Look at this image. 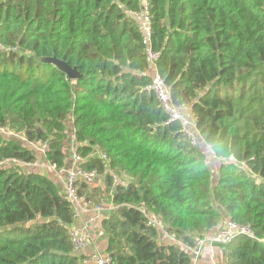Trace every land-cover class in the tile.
<instances>
[{
  "label": "trees",
  "instance_id": "16d2710c",
  "mask_svg": "<svg viewBox=\"0 0 264 264\" xmlns=\"http://www.w3.org/2000/svg\"><path fill=\"white\" fill-rule=\"evenodd\" d=\"M144 4L156 74L196 135L151 88L128 13ZM70 121L80 167L117 205L102 224L111 264H193L187 248L225 219L253 234L220 245L226 264H264V0H0V129L25 138L0 131V264H87L60 185L27 165L25 141H40L65 166ZM145 213L179 243H159Z\"/></svg>",
  "mask_w": 264,
  "mask_h": 264
},
{
  "label": "built area",
  "instance_id": "2783aa9c",
  "mask_svg": "<svg viewBox=\"0 0 264 264\" xmlns=\"http://www.w3.org/2000/svg\"><path fill=\"white\" fill-rule=\"evenodd\" d=\"M138 24L141 32H142V42L146 46V51L148 54V59L150 63V73L152 76V84L151 88L156 93L161 105L169 114V119H180L191 131L193 128L192 121L184 114L181 108L175 106L169 96V90L167 86L163 83V81L158 77L155 71L154 60L157 57V54L152 52L149 47V37H150V20L148 15L147 4L143 5L141 11H129L128 12ZM0 131L5 134H13L15 136L20 137L21 139H25L23 135L15 133L9 129H0ZM192 133V131L190 132ZM193 135H196L194 133ZM192 135L190 138V142L195 144V137ZM27 145L34 149L36 152H44L46 148V144L44 142H32L25 141ZM102 158H104V154H100ZM72 163L70 166L62 167L57 169L55 165L45 162L44 160L41 162L34 161L29 162L27 165L31 168L37 169L38 171L53 170L54 173L57 174L60 179V188L64 197L70 202L73 207V216L74 219L77 216L76 208L80 205H87L89 203L88 199L83 193H79V187L82 186H91L93 185L96 177L98 176L96 170H86L81 168L79 163L82 161V158L77 155L74 150L71 152ZM112 182L118 184L119 179H117L116 175H112ZM102 204L97 203L95 206L96 210L102 209ZM117 208V205H114ZM145 220L147 224H154L159 229H162V225L160 221L156 218V216L151 213L144 214ZM237 234H245L253 237L252 232L247 227L241 226L236 222L225 219L222 221L220 227L213 233L206 234L196 240V244L192 248H187L190 253L193 255V261L196 260L198 254L200 252L201 247L205 243H212L216 245H224L227 244L230 240H232ZM69 238L72 242L73 251L77 254H80L81 250L86 246L88 238L86 233L85 226L78 227L76 225H72L68 230ZM83 263L87 264H111V258L107 252L104 253H91L89 255H84Z\"/></svg>",
  "mask_w": 264,
  "mask_h": 264
},
{
  "label": "crops",
  "instance_id": "0c3cea01",
  "mask_svg": "<svg viewBox=\"0 0 264 264\" xmlns=\"http://www.w3.org/2000/svg\"><path fill=\"white\" fill-rule=\"evenodd\" d=\"M183 111L185 112V115L187 117L190 116L188 110H183ZM68 126L71 128V131H69V133L67 134V137L70 139V141L66 145V163H65L66 167L71 165L72 163L71 152L75 149V142L73 140L74 136H73L71 121L68 123ZM191 131L192 133H196L194 128H191ZM209 154L212 155L211 153ZM36 156L40 161H43L41 154L39 152H37ZM45 173L48 174L55 182L58 183V176L56 173L51 174V173H47V171ZM120 182L125 183V180L121 178V181L119 180V183ZM80 188H82V191L80 193H83L86 196V199H88L89 201L87 205H80L76 208L77 216L74 219V225L78 227L85 226L87 238H88L87 244L81 250L80 254L89 255L94 252L104 253L106 252V248H107V238L105 236L104 228L102 225L103 220L114 214V210H115L110 195H108L109 194V191L107 190L108 184L104 178V175L99 174L96 177L93 185L91 186L81 185L79 187V190ZM103 194H106V197L104 199H102ZM97 203H101L103 205L101 210L95 209ZM159 230H160L158 236L159 243L162 244L179 243L171 233L165 230L164 227H162V229ZM226 262H227L226 257L224 256V252L221 246L212 243H205L201 247L198 257L196 258L195 261H193V264H226Z\"/></svg>",
  "mask_w": 264,
  "mask_h": 264
},
{
  "label": "water",
  "instance_id": "95a60500",
  "mask_svg": "<svg viewBox=\"0 0 264 264\" xmlns=\"http://www.w3.org/2000/svg\"><path fill=\"white\" fill-rule=\"evenodd\" d=\"M41 60L44 61V62L51 63V64L55 65L58 69L63 71L71 79H75V78H77L79 76V74L76 71L75 67H70L64 61V58L58 59V58H56L54 56H51V57H44Z\"/></svg>",
  "mask_w": 264,
  "mask_h": 264
},
{
  "label": "rangeland",
  "instance_id": "374dc122",
  "mask_svg": "<svg viewBox=\"0 0 264 264\" xmlns=\"http://www.w3.org/2000/svg\"><path fill=\"white\" fill-rule=\"evenodd\" d=\"M185 113V112H184ZM188 130H189V128H188ZM17 139V138H16ZM210 153V152H209ZM210 155V154H209ZM42 162V161H41ZM16 163H18V162H16V161H14V160H6V161H4L3 162V166H5V167H9V168H13L15 165H16ZM14 169V168H13ZM47 171V173H51V174H53L54 173V171L53 170H48V169H46L44 172H46ZM55 174V173H54ZM104 175V174H103ZM117 177V179H119L120 181H121V178L119 177V176H116ZM104 178H105V176H104ZM106 180V179H105ZM111 183H112V181H111ZM58 184L60 185L61 184V182H60V179L58 178ZM113 187V183H112V185H111V188ZM107 194H108V192H107ZM109 195V194H108ZM106 197V194H103L102 195V199H104Z\"/></svg>",
  "mask_w": 264,
  "mask_h": 264
}]
</instances>
